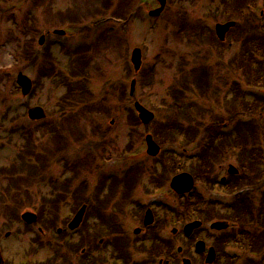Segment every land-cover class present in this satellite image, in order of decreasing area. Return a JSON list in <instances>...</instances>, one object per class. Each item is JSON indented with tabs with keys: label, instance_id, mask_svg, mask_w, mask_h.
<instances>
[{
	"label": "rangeland",
	"instance_id": "374dc122",
	"mask_svg": "<svg viewBox=\"0 0 264 264\" xmlns=\"http://www.w3.org/2000/svg\"><path fill=\"white\" fill-rule=\"evenodd\" d=\"M0 1H2L0 7L3 8L0 10V67H8L0 72V171L3 172V169L7 168L9 172H4L6 173L4 176L0 174V191L8 186L9 176H24L27 173L28 165L36 160L44 149L54 147V150H52L53 160L61 158V163L49 159L48 161L52 162L46 176L56 178L58 182L55 189L58 194L65 195L66 198L59 202L55 226L64 229L67 224L66 221L71 219L75 209L84 203L86 210L83 222L85 223L76 229L79 235L74 234V238L84 236V239L87 240L92 234H95L96 243L94 246L98 247L93 254L104 255V258L118 254L113 247L104 248L106 240L111 239L112 235L106 230H103L104 232H96L95 230L97 223H106L112 219L111 221L119 223L120 231L124 233V235H122V232L118 235L126 238V241L120 237L114 239L116 246H121L124 241L126 243L122 246L123 250L119 252L122 253L121 258L125 259L124 264H152L148 251H142L144 248L143 243L147 244L146 241L143 242L144 233L133 235L132 232L133 229L140 226L134 218V214L138 211L139 201L145 195V188L155 186L149 185V183L156 178V175H154L156 170L148 167L150 163L146 166L141 164L142 166L139 169L143 168L137 172V178L133 181L128 179L129 182L125 183L122 179L125 174H112L118 172L112 171L110 167H105L103 160L111 156V152L115 155L129 156L134 153L140 156L145 152L144 138L147 133H151L156 140L152 130L157 126H153L151 122L144 124L139 115L128 108L126 109L125 105L129 106L131 100H138L143 107L153 111L156 119L164 120L167 118L171 123H175L172 121V116L168 115L170 107H172L171 112L175 109V94L172 97L170 94H172V89L180 87L177 97L180 98V105L183 110L189 105L184 115L191 119L192 130L197 133L205 125H198L197 122L194 123L195 120H204L205 123H208L207 115H218L219 125H222V122L227 121L232 116L234 99L238 105L242 104L243 101H247L246 98L251 99L248 90L238 91L239 94H235L230 85H227L230 84L232 78H236L234 73V77L231 76V71L234 72L236 69L232 64V57L240 48V30L235 29L228 34L223 44L212 37L211 32L214 33L212 30L213 23L222 22L226 19L223 16L224 10L221 9V0H166L161 14L151 17L147 15V10L158 7L157 0ZM255 7L256 13H258L260 3ZM8 9L12 10L10 13L12 18L9 17ZM132 12L135 16H128V13L131 14ZM227 14L228 18H235L236 20L231 10ZM112 16L123 18L124 25L120 29L113 30L108 27L107 19ZM238 20L242 21L241 19ZM31 24L33 28L25 30L24 27ZM84 24H86V28H92L91 30L85 28L86 31H82L73 37L71 42L68 43L70 46L73 45V48L63 50L59 49L58 46H50V49L54 52V59L51 58V55L48 56L55 70L63 73L66 71L67 65L69 67L71 65V52L78 47H83L86 43H90L83 53L86 57H91L84 60L81 58L76 59L80 65L82 61L88 65L89 76L86 79V85L83 89L72 92L70 87H64L60 82L54 81L53 77L48 76L49 63L44 61L47 55L43 52L46 51L44 48L47 44L51 45L52 43L53 45V41H55L54 35H51L52 27L67 31H78ZM256 27L259 31L257 21ZM199 28H202L203 31H200ZM246 30L249 32L250 29ZM40 35H45L46 39V44L42 49L40 48L42 46L37 43ZM258 39L260 40L259 37ZM24 44L28 45L29 57L25 54ZM135 47L140 48L142 53L141 66L137 71L134 70L130 61V52ZM35 57L34 63L31 59ZM212 65L214 66L210 70ZM18 70H21L32 82V94L27 97L21 98L20 89L14 86ZM76 71L74 70V72ZM251 71L250 66L245 65L243 70H239V80L252 83ZM200 74H204V78H208L207 86L199 83L201 81ZM76 77L77 79L82 78L81 75ZM131 79H135L136 83L132 91V94L133 92L134 94L130 97L128 91ZM206 88L208 89V101L210 103L217 92L223 99H226L224 95H227L226 101L229 109L225 108L224 100L220 99L218 102H212L213 110H209V105L206 104L208 101L203 100ZM226 88L229 91L225 94ZM192 100L193 102H188ZM247 102L252 104L253 100ZM10 103L14 104V108L10 106ZM83 103L88 104L91 108L86 109L88 112L90 110H94V112L92 111L89 115L83 133V129L79 130L78 137L72 134L68 122H64L63 126L65 127L59 133V138H56L59 141L61 140V144H65L66 147L63 150L57 149L54 142L50 143V135L37 137V132L34 134L36 137L33 136L35 140L31 147L22 146L21 141L26 133H29L27 132L29 126L25 125L32 124L27 117L29 106L39 105L45 111L46 117L41 120L37 128H40V125H43V128L49 123H55L56 126L62 128L61 123L64 120L62 118L80 111ZM99 111L101 112L99 113ZM198 114L200 118L195 119ZM180 120L182 126L190 128L183 115L180 116ZM75 121L84 122L82 118ZM181 122L176 123L181 125ZM234 122V119H232L231 125ZM35 125L37 126L38 122H35ZM79 127L81 125L77 124L72 127V130L77 132ZM11 129H14L15 132H10ZM94 129L102 131V133L98 134V132L93 131ZM172 129H175V127H172ZM238 134L241 135L239 131ZM247 136L254 140L249 150L255 145V151L259 153L260 149L264 147V131L262 135L247 132ZM245 140H247V137ZM156 141L159 142L158 144L163 151L168 148L169 144L164 143V141ZM227 142L231 143L230 141L224 142L226 144L223 145H226V149L223 148L221 154L213 161L210 160L204 164L207 167L209 163L214 162V170L211 166L204 169V173L209 171L210 176L214 177L217 174H224L227 168L240 167L233 157L228 158L225 162L222 161L228 155ZM89 144H93L95 149H90L92 146ZM96 146L100 147L96 148ZM183 148L185 149V156L194 155L197 152L193 145H186ZM204 148H201L203 154ZM33 153H36L34 157ZM62 153L63 156L61 157ZM168 155V153H165L166 157ZM260 156L264 159L262 153ZM203 159H200L201 162H203ZM253 160L260 163L257 170L264 167V161L255 158ZM256 161L254 162L257 165ZM190 162H192L191 159L186 160V163ZM102 165L104 166L103 174L100 172ZM250 166L248 163L246 169H250ZM10 172H13V174H10ZM259 174H256L257 177L262 176ZM202 177L204 176L202 175ZM24 179L26 177L22 178L23 185L26 184ZM166 183L164 191L171 190L168 185L169 179ZM138 184L140 187H135ZM45 186L48 187V185ZM45 186L42 185V187ZM29 190L32 197L31 203L34 206H27L21 209L20 213L30 210L36 213V216L41 215L38 211L40 205L39 193H51L52 190L50 188L38 189L35 184ZM260 193L261 190L259 189L257 197ZM168 195L170 198L166 199V204L168 202L169 204H176L178 200L171 193ZM128 198H132L130 203L127 201ZM76 203L79 204L76 205ZM246 205L253 204L247 201ZM42 210L44 211L43 216L48 215V210H50L48 201H46V206ZM220 210L225 211V209ZM157 212L158 215H161L158 210ZM255 212H263V210H256ZM176 213L174 210L172 212L163 210L162 215L166 226L163 232L168 237L167 245L170 248L168 256L175 255L176 247L180 245L182 246L181 257H189L192 264H205L203 261L204 255V257L194 258L192 254L194 251H191L192 253L189 256L186 254L187 245L184 244L183 246V240L179 234L181 224L177 221ZM248 215H251V213L249 212ZM257 215L255 213V216ZM255 216L254 222L260 226ZM228 223L232 224L233 231L227 232L223 237L229 239L233 232L239 235V225L230 221ZM28 226L21 220L14 221L6 218L5 215H0V248L5 264H37V262L47 260L51 255L52 257L55 255L51 249L53 245L64 244L67 241L55 236L54 229H45L44 227L41 229V233L36 236V232H39L37 229V227H40L39 223ZM260 228H258V232ZM173 230L175 233H172ZM261 230L264 231V228L262 227ZM154 231L155 229H153ZM7 232L9 234L5 236ZM240 238H242L241 235ZM36 239L38 242H36ZM159 247L158 251H162L160 245ZM35 248H37V251L33 252L32 249ZM216 248L215 261L211 264L223 262L221 258L217 257L219 255H217L218 249ZM262 250H264V243ZM244 253L243 259L240 261H245L246 256L251 257L250 252L244 251ZM263 254L264 251H260L258 254L261 264H264ZM81 258V249H77L76 253L69 254L65 263L57 256L55 264H80L78 259ZM226 262L232 264L231 261ZM121 263L122 261L119 262V264ZM105 264H108V259ZM177 264H181V261Z\"/></svg>",
	"mask_w": 264,
	"mask_h": 264
},
{
	"label": "trees",
	"instance_id": "16d2710c",
	"mask_svg": "<svg viewBox=\"0 0 264 264\" xmlns=\"http://www.w3.org/2000/svg\"><path fill=\"white\" fill-rule=\"evenodd\" d=\"M245 3H254V0H231V10L233 12L238 11ZM262 10L264 11V0H262ZM239 15V13H238ZM240 16V15H239ZM244 21V24L241 25L244 27L245 25H248L247 20L244 17L242 18ZM250 20V19H249ZM262 25H259L260 30L257 31L256 25L254 26H249V32L248 37L244 40V49L235 53L233 56V62L237 64V70H242L245 65H249L250 68L252 69L251 74L253 77V82L254 84H259L260 78L259 77H264V17L260 19ZM238 26V25H237ZM258 26V25H257ZM253 27V28H252ZM260 38V40L258 39ZM263 44V45H262ZM248 45V46H246ZM259 53L261 54L262 61L257 62L259 59ZM255 62V63H254ZM257 62V63H256ZM199 78L201 81L199 82L200 84L207 86L208 78H204V74H200ZM264 83V80H263ZM234 91L237 92L238 89L237 87H234ZM208 89L206 88L204 90L207 91ZM176 91V90H175ZM180 92V91H178ZM208 96V95H207ZM174 110L171 112V108H169V116H172V121L175 123H171V121H168L167 118L164 119L163 122V131L161 133H158L156 135H165V137H170L172 141H175L176 137L180 138V141L184 144H190L194 143L195 145H199L204 148V154L202 153L203 156L208 157V156H217L221 153V149L223 147V144L225 141H228L227 137H223L218 135L220 132L219 130L214 128H211L214 125H219L220 120L219 117H211L208 123H205L204 120H195L194 123L197 122L198 125H205V128H200L197 133H194L192 130V121L191 119L184 115L185 109H182V106L180 105V98L175 97V103H174ZM172 106V105H171ZM256 110L255 107H245V111L252 113ZM184 116V120L189 123L190 127L188 129H183L182 128V122L180 120V116ZM75 114L70 115V116H65L62 123L70 122L73 121ZM237 116V113H233L232 116L229 117L235 118ZM181 122V125H178L177 123ZM240 124V123H238ZM54 123H49V125H45L43 128H28L26 133V136L23 138V142L25 143V147H31L34 142V137L35 132L38 131V133L41 132V135H48L51 132L54 133L56 128H53L52 126ZM43 126V125H41ZM243 126V125H242ZM172 127H175V129H172ZM57 131V130H56ZM243 132V128L241 127V132ZM199 134V136H197ZM233 135V134H232ZM36 137V136H35ZM50 154V151H48ZM46 154L47 152L44 151L41 153V155L38 156L36 159V163L31 162V164L28 165L27 167V173L28 177L24 181H26V184L23 188L22 186L18 184L17 180L13 181L15 185L17 186L15 190L12 192L9 191V188L7 190L8 186H12V184L9 183V185L5 188V193L6 195L3 196L0 193V215H5L6 218L8 219H16L18 217L19 211L27 206H34L32 202V197L30 196V192L27 191L28 186L32 185L33 182H37V179L40 176V171L43 169V167L46 164ZM251 154H253V151L251 150ZM32 155H36V153H33ZM242 156V154H239ZM245 155V154H244ZM48 156V155H47ZM7 169L4 168L3 171H6ZM34 177L30 179L32 176ZM14 186V185H13ZM18 188V189H17ZM41 196V201L40 205L38 207V211H40L39 215V222L43 225L46 226V228L51 229L55 227V217L58 216V209H59V202L64 198V196L53 194V193H40ZM46 201H48L50 210H48V215L43 216L44 211L42 208L46 206ZM12 203L14 205H12ZM28 204V205H27ZM10 206H13V208H10ZM54 217V218H53Z\"/></svg>",
	"mask_w": 264,
	"mask_h": 264
},
{
	"label": "flooded vegetation",
	"instance_id": "af4514ba",
	"mask_svg": "<svg viewBox=\"0 0 264 264\" xmlns=\"http://www.w3.org/2000/svg\"><path fill=\"white\" fill-rule=\"evenodd\" d=\"M253 158L255 159H260L261 161H264V159H262L261 157H254V156H241V157H237L235 158L236 160L242 161L244 162V166L245 168L246 165L249 163L250 166V170H251V175L250 173L247 174L248 177H244L245 181H241L239 179L236 180H232V178H227V176H222L224 178V186L227 188V192L226 194H231L230 189L239 186V185H248V182L252 184V189H256L257 194H258V190H261V193L258 195V197L256 198H251V201L254 203V201L256 202V209L254 210L253 213H251V215H248L249 210L246 209L244 206L245 205H238L236 207L233 208V212H239L240 210H245L244 216H245V220L244 222L241 224V226L239 225V231L238 233H240L239 235H237V238L239 239L238 241H236V245H238L240 248H243L244 251H248L251 254L255 255V253L253 251H249L248 247H246L248 240L252 237V235L254 234V232L256 231L253 227H254V223L251 222L249 220V216H253L256 214L260 215L261 212H255L256 210H263L264 208V167L262 169L257 167H260V163L256 160H253ZM257 162L256 163L254 162ZM158 165V163H157ZM242 167V169H243ZM163 166L162 165H158V170L161 171L160 174H156V178L154 180H152V182L149 183V185H155L154 187H150L147 186L145 188V195L150 192L151 190H155L154 192H157L162 194V195H168V189L164 191V185L167 184V179L163 178V171H162ZM256 170V174L262 175L261 177H257L258 175H256V177H254V171ZM204 177L203 179H195L196 180V185H201L202 188L206 191H212L210 190V186L213 184L212 183V179L210 178V173H203L202 174ZM251 177V178H250ZM240 182V183H239ZM189 196V195H188ZM194 196V195H193ZM192 196V197H193ZM190 197V198H192ZM193 203L190 204V208L193 206V208H197V211H194L193 213L195 214L193 219H187L188 216L186 215V208L189 206V203L186 202L184 197L180 198L179 201V206L180 209L178 210V214H177V221L178 223L181 224V229H180V237L183 240V246L184 244L187 245L185 252L186 254L189 256L191 255V251H194V253H192L193 255H195L196 257L199 256H206L205 252H201V253H197L196 249L194 248V246L192 245V237H195V240L201 239L205 242L206 246H210L214 249V253H215V247H217L216 249H218V253L217 257L221 258L222 260L227 259V255L225 253L224 247L227 245V241L224 240L222 237L218 239L219 236H223V235H217L216 233L212 232V233H208L205 229V224L208 222L206 221V211H207V206H201V204L198 202H196V199H192L191 200ZM247 201V199H246ZM138 211L136 214H134V218L139 222L140 226H138V234L140 233H144L143 236L145 237H149L147 240L149 242H153L155 245V250H156V254H150L148 253L151 257V262L152 264H154V261L157 259V264H162L163 260H164V256L168 255V237L165 235V233L163 232L166 228V226L164 225V220L162 219V215H163V210H165L166 212L168 211V207L166 205H162V206H155V205H143L142 203L140 205L137 206ZM146 210H150V212L152 213L154 222L152 225L149 226H144L143 225V219H144V215L146 213ZM157 210L161 213V215H158ZM192 211V210H191ZM257 215V216H258ZM194 219L199 220V224L193 229V231L191 232V234L189 236H185L184 232H183V226L188 223L189 221H192ZM253 225H251V224ZM147 229V230H146ZM153 229H155V231L153 232ZM137 234V235H138ZM243 234V236H242ZM240 235L242 238H240ZM144 237V238H145ZM207 242V244H206ZM214 243V244H213ZM149 245V244H148ZM159 245L161 246L162 251H158L159 250ZM244 245V246H242ZM246 247V248H245ZM177 253L175 251V255H171V259L172 262L171 264H177L179 261H181V259L184 256H180V254L182 253V246L178 245L176 247ZM262 250H258L257 254H259V252ZM245 254V253H244ZM181 257L179 259V256ZM264 255V254H263ZM203 256V257H204ZM205 258V257H204ZM119 259V257H118ZM113 264H116L115 262Z\"/></svg>",
	"mask_w": 264,
	"mask_h": 264
},
{
	"label": "water",
	"instance_id": "95a60500",
	"mask_svg": "<svg viewBox=\"0 0 264 264\" xmlns=\"http://www.w3.org/2000/svg\"><path fill=\"white\" fill-rule=\"evenodd\" d=\"M161 5H164L165 0H158ZM234 24V22H227L225 24H217L216 25V33L218 35V37L220 39L224 38V35L226 33V31ZM131 61L134 64L135 69H138L140 66V62H141V53H140V49L135 48L132 51L131 54ZM18 82L22 87V92L23 94H26L29 92L30 87H31V82L30 80L26 77L23 76L22 74L18 75ZM132 86H134V81H132ZM136 108L139 111V117L144 121V122H148L151 118H152V113L149 112L148 110H146L144 107H142L140 104L136 103ZM28 114L31 118H35V119H40L44 117V112L42 110V108L36 106V107H32L28 110ZM146 143H147V150L148 152H156L157 147L155 146V143L153 142L152 138L150 135H147L146 138ZM234 171V170H233ZM183 183H187L190 184V182L188 181H184ZM190 187L184 189V190H188ZM179 190V189H178ZM84 209L85 206H82L75 214V216L73 217L72 221L70 222V226L71 228L76 227L80 221L82 220L83 217V213H84ZM21 217L27 221L28 223L34 222L36 220V215L32 212H24ZM151 220V219H150ZM145 222H148L147 218L145 220ZM0 263H2V257L0 255ZM184 264H189V262L187 260L184 261Z\"/></svg>",
	"mask_w": 264,
	"mask_h": 264
}]
</instances>
